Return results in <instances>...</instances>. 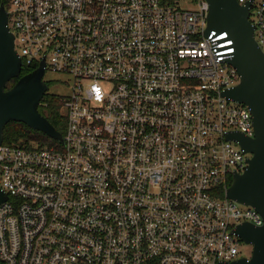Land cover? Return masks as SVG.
<instances>
[{
    "label": "built area",
    "instance_id": "1",
    "mask_svg": "<svg viewBox=\"0 0 264 264\" xmlns=\"http://www.w3.org/2000/svg\"><path fill=\"white\" fill-rule=\"evenodd\" d=\"M191 1L0 0L23 66L71 84L59 148L0 147V264L250 258L237 230L263 217L226 194L252 158L228 135L254 138L253 116L223 96L233 41ZM237 1L264 52V0Z\"/></svg>",
    "mask_w": 264,
    "mask_h": 264
},
{
    "label": "water",
    "instance_id": "2",
    "mask_svg": "<svg viewBox=\"0 0 264 264\" xmlns=\"http://www.w3.org/2000/svg\"><path fill=\"white\" fill-rule=\"evenodd\" d=\"M210 10L206 36L215 31L227 33L235 52L227 62L237 69L241 82L223 92L229 100L247 106L253 116L255 137L240 133L228 135L238 141L245 153L251 154L249 167L243 174H235L227 190V198L256 209L264 220V52L254 37L255 27L250 21V2L240 5L237 0H206ZM23 63L15 50V37L8 27V14L0 8V147L4 129L10 122H20L32 130L64 143V138L39 111L48 91L44 81L45 62L28 75L22 76ZM20 78L7 89L13 79ZM8 199L0 188V205ZM246 245L253 247L250 258L221 264H264V224L256 228L245 223L237 230Z\"/></svg>",
    "mask_w": 264,
    "mask_h": 264
},
{
    "label": "trees",
    "instance_id": "3",
    "mask_svg": "<svg viewBox=\"0 0 264 264\" xmlns=\"http://www.w3.org/2000/svg\"><path fill=\"white\" fill-rule=\"evenodd\" d=\"M37 67L35 66H27L24 64L22 70V76L28 75ZM20 78L13 79L7 85V89H11L16 85ZM48 87L50 84L47 82ZM63 109V99L49 93V89L47 93L44 95L41 100V104L39 106L40 113L48 119V121L53 125V127L62 135L64 134L66 119L62 114ZM4 144H34L39 146L40 148L45 146H56L60 147V143L57 141L47 137L45 134L32 130L24 123L20 122H10L4 129L3 133ZM231 181V180H230ZM232 182H230L231 184Z\"/></svg>",
    "mask_w": 264,
    "mask_h": 264
},
{
    "label": "rangeland",
    "instance_id": "4",
    "mask_svg": "<svg viewBox=\"0 0 264 264\" xmlns=\"http://www.w3.org/2000/svg\"><path fill=\"white\" fill-rule=\"evenodd\" d=\"M179 5L184 10L195 9V4L191 0H179ZM44 80L50 84L49 93L53 95H56L60 98H65L71 93V84L66 76L48 72L46 73ZM252 251L253 247L251 245L242 244V257H251Z\"/></svg>",
    "mask_w": 264,
    "mask_h": 264
},
{
    "label": "flooded vegetation",
    "instance_id": "5",
    "mask_svg": "<svg viewBox=\"0 0 264 264\" xmlns=\"http://www.w3.org/2000/svg\"><path fill=\"white\" fill-rule=\"evenodd\" d=\"M49 89V88H48Z\"/></svg>",
    "mask_w": 264,
    "mask_h": 264
}]
</instances>
